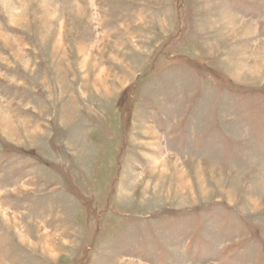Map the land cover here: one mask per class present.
Here are the masks:
<instances>
[{"label": "rangeland", "instance_id": "1", "mask_svg": "<svg viewBox=\"0 0 264 264\" xmlns=\"http://www.w3.org/2000/svg\"><path fill=\"white\" fill-rule=\"evenodd\" d=\"M0 264H264V0H0Z\"/></svg>", "mask_w": 264, "mask_h": 264}]
</instances>
